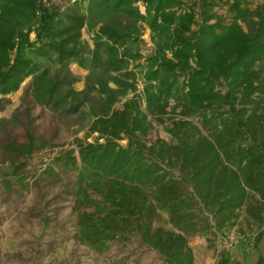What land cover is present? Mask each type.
<instances>
[{"label":"trees","instance_id":"16d2710c","mask_svg":"<svg viewBox=\"0 0 264 264\" xmlns=\"http://www.w3.org/2000/svg\"><path fill=\"white\" fill-rule=\"evenodd\" d=\"M136 1L103 0L108 16L89 54L84 14L43 0H0V95L29 77L32 98L52 111L89 104L87 136L98 135L79 140L77 155L54 158L76 171L80 242L102 251L135 236L161 264H194L191 237L223 233L242 207L257 224L264 213V2L226 0L225 21L215 0H198L197 11L183 0H140L143 13ZM141 23L148 54L132 49L142 42ZM72 62L88 69L82 90L72 85ZM168 113V139L146 144L147 114L162 122ZM27 138L20 155L35 148L30 131ZM162 214L169 228L158 223Z\"/></svg>","mask_w":264,"mask_h":264},{"label":"rangeland","instance_id":"374dc122","mask_svg":"<svg viewBox=\"0 0 264 264\" xmlns=\"http://www.w3.org/2000/svg\"><path fill=\"white\" fill-rule=\"evenodd\" d=\"M183 1L198 10V0ZM245 1L250 8L264 2ZM43 2L47 6L56 5L62 11H76L86 16L82 39L86 53H89L94 45V31L106 22L108 16L103 0ZM215 2L212 10L227 21L226 0ZM135 5L140 13L144 12L140 0ZM196 20L199 21V18L196 17ZM191 27L196 28L195 25ZM34 37V32H31L30 38L33 40ZM140 39L142 42L132 45L133 51L150 53L149 30L144 23H141ZM55 68L52 65L53 71ZM69 69L75 79L72 84L74 89L82 90L88 69L76 62L70 63ZM135 71L138 69L135 68ZM109 85L114 86L113 82ZM140 89L138 80L136 91ZM0 100V264H161V258L140 244L135 236L127 241L112 240L102 251L92 249L75 236L76 214L73 211L71 183L76 171L54 158L63 156L70 149H74V155H77L79 140L92 142L98 135L95 132L87 136L88 125L94 119L89 104L74 113L52 111L32 98L29 77L16 91L0 95ZM88 100L97 109L94 96H89ZM121 102L115 106L121 107ZM172 103L170 101V105ZM170 114L165 115L162 122L147 114L151 127L146 135V144L157 137L168 139L165 126L169 123ZM29 131L35 148L30 155H20L16 151L22 150L28 143ZM126 142V139L120 140L122 145ZM158 223L170 227L165 214L161 215ZM188 245L194 264H219L220 255L227 257L228 264H256L264 257V213L257 224L250 220L242 207L234 224L224 229L223 233L210 234L207 239L193 236Z\"/></svg>","mask_w":264,"mask_h":264}]
</instances>
